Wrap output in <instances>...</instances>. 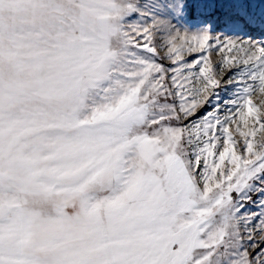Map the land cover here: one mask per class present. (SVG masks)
<instances>
[{"label": "snow or ice", "instance_id": "snow-or-ice-1", "mask_svg": "<svg viewBox=\"0 0 264 264\" xmlns=\"http://www.w3.org/2000/svg\"><path fill=\"white\" fill-rule=\"evenodd\" d=\"M248 8L0 0V264H264Z\"/></svg>", "mask_w": 264, "mask_h": 264}, {"label": "rangeland", "instance_id": "rangeland-1", "mask_svg": "<svg viewBox=\"0 0 264 264\" xmlns=\"http://www.w3.org/2000/svg\"><path fill=\"white\" fill-rule=\"evenodd\" d=\"M247 4L249 5L248 10L252 13H254L255 15L259 16L260 13L262 11H264V3L261 2V0H246ZM193 23H195V21H193ZM225 32L228 31V29H224ZM256 39H260L259 36H256ZM162 40H157V43H161ZM213 60L217 59V56L215 54H213ZM227 98V97H226ZM261 99H264V94L259 93V91L257 90L256 93H254L253 95V100L256 103H259V101Z\"/></svg>", "mask_w": 264, "mask_h": 264}]
</instances>
